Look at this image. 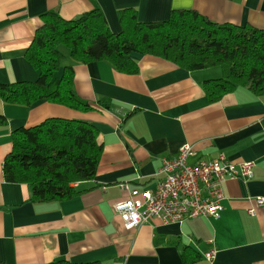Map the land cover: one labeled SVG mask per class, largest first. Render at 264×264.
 Segmentation results:
<instances>
[{"label": "crops", "instance_id": "obj_1", "mask_svg": "<svg viewBox=\"0 0 264 264\" xmlns=\"http://www.w3.org/2000/svg\"><path fill=\"white\" fill-rule=\"evenodd\" d=\"M99 8L113 34L121 31L118 12L134 9L139 22H162L173 10H192L216 24L264 30V0H0V84L31 82L37 73L25 52L40 16L55 12L65 20ZM138 73L127 75L107 62L74 65L73 93L95 106L75 112L40 101L30 107L0 99V262L48 264H264V99L236 87L208 103L205 81L219 79L218 68L193 72L150 56H133ZM91 123L103 147L93 180L74 183L70 200L31 203L26 185L3 179L11 134L46 119ZM195 156L252 162V179L226 181L219 218H196L162 225L152 220L135 230L123 228L112 206L127 198L119 185L152 190L162 178L163 159L184 145ZM254 210V215L249 210ZM217 254L212 263L204 255Z\"/></svg>", "mask_w": 264, "mask_h": 264}, {"label": "trees", "instance_id": "obj_2", "mask_svg": "<svg viewBox=\"0 0 264 264\" xmlns=\"http://www.w3.org/2000/svg\"><path fill=\"white\" fill-rule=\"evenodd\" d=\"M40 19L25 52L37 79L0 84L4 103L30 107L48 101L75 112L95 111L97 107L73 93L74 65L107 62L120 73L135 75L136 55L159 58L188 72L218 68L221 77L203 84L208 103L218 102L236 87L264 99V30L212 23L192 10H173L165 21L142 23L134 9H122L118 34L110 31L99 8L74 20L55 12ZM61 46L68 49L67 64H63L66 57ZM98 135L91 123L61 118L17 129L3 162V179L26 185L31 203L70 200L80 194L74 183L91 181L96 175L103 152ZM187 251L184 264L193 263L196 258L187 259ZM48 264L72 263L57 260Z\"/></svg>", "mask_w": 264, "mask_h": 264}, {"label": "built area", "instance_id": "obj_3", "mask_svg": "<svg viewBox=\"0 0 264 264\" xmlns=\"http://www.w3.org/2000/svg\"><path fill=\"white\" fill-rule=\"evenodd\" d=\"M192 145H182L175 157L163 159L158 172L162 178L152 190L139 192L120 184L127 198L112 206L122 226L132 231L152 220L162 225L182 224L196 218H219L223 200L222 185L226 181H246L254 176L252 162H232L219 155L213 159H198ZM257 207L264 206V199L253 198ZM254 215V210H249ZM217 254L211 250L204 255L212 263Z\"/></svg>", "mask_w": 264, "mask_h": 264}, {"label": "rangeland", "instance_id": "obj_4", "mask_svg": "<svg viewBox=\"0 0 264 264\" xmlns=\"http://www.w3.org/2000/svg\"><path fill=\"white\" fill-rule=\"evenodd\" d=\"M60 52L66 57V59L63 61V64H67L69 62L68 49L66 47L61 46ZM34 81H36V79L31 82H34Z\"/></svg>", "mask_w": 264, "mask_h": 264}, {"label": "bare ground", "instance_id": "obj_5", "mask_svg": "<svg viewBox=\"0 0 264 264\" xmlns=\"http://www.w3.org/2000/svg\"><path fill=\"white\" fill-rule=\"evenodd\" d=\"M189 163V162H188ZM190 164V163H189Z\"/></svg>", "mask_w": 264, "mask_h": 264}]
</instances>
